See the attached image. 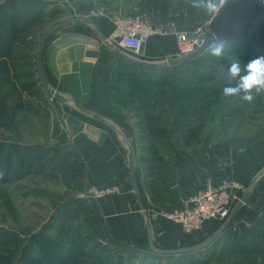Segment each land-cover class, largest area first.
Here are the masks:
<instances>
[{"label":"crops","instance_id":"1","mask_svg":"<svg viewBox=\"0 0 264 264\" xmlns=\"http://www.w3.org/2000/svg\"><path fill=\"white\" fill-rule=\"evenodd\" d=\"M104 3L113 10L110 14L118 9L111 1ZM170 4L169 0H123L119 9L146 14L154 24L171 21L190 38L196 27L213 17L187 6L173 9ZM190 14H194L193 19ZM91 20L93 25L67 24L44 49L49 87L67 102L51 104L44 93L41 100L28 98L33 112L38 107L63 123V127H52L53 134L59 131L61 142L50 149L59 154L55 170L67 185L59 194L70 190L74 203L66 206L61 216L77 217L85 230L89 228L92 236L104 244L109 240L140 253V263L143 256L153 259L146 251V223L160 249L180 250L204 244L220 227L219 222H206L201 231L190 236L166 216L187 209L188 199L207 180L215 184L230 181L242 199L264 174V142L240 145L206 138L202 106L207 97L202 94L205 85L198 86L196 92L186 87L178 94L176 84L163 86L154 76L139 73L137 67L114 54L115 20ZM175 56L174 37L166 36L151 38L133 59L162 65ZM126 68L135 73L137 80ZM208 84L220 85L215 81ZM129 149L134 152L138 191L130 177ZM48 169L42 176H49ZM91 187L113 193L100 201L77 193ZM193 255L153 260L159 264L191 259L204 264H264V176L226 232L211 247Z\"/></svg>","mask_w":264,"mask_h":264},{"label":"trees","instance_id":"2","mask_svg":"<svg viewBox=\"0 0 264 264\" xmlns=\"http://www.w3.org/2000/svg\"><path fill=\"white\" fill-rule=\"evenodd\" d=\"M55 7L41 0H4L0 3V131L14 137L20 136L19 129L27 127L28 116L33 114L28 98L32 96L41 100L44 95L38 74L37 50L48 26L64 13ZM227 41L230 47L223 54L227 59L216 60V68L208 66L205 69L206 74L209 73L207 77L204 72L192 71L190 77L178 73L202 63L210 62L211 65V60L207 58L209 53L198 60L161 70L137 68L141 73L154 76L163 86L171 88L176 84L178 94L186 87L196 92L198 86L213 81L220 83L223 89L235 87L240 77L246 74V64L264 56V27H258L252 33L239 30ZM233 62H238L241 67L240 74L235 78L228 71ZM126 71L135 76L128 68ZM48 157L41 145H22L0 137V209L4 213L13 217L16 215L14 205L3 188L20 183L31 175L43 174L52 164ZM82 231L80 228L57 231L58 239L43 234L31 241L33 248L24 250L25 241L20 236L0 228V264H86L87 261L91 264H135L133 260L141 255L119 246L111 248ZM148 258V255L143 256L139 264H144ZM151 258L160 256L152 255ZM166 264L204 263L191 259Z\"/></svg>","mask_w":264,"mask_h":264},{"label":"rangeland","instance_id":"3","mask_svg":"<svg viewBox=\"0 0 264 264\" xmlns=\"http://www.w3.org/2000/svg\"><path fill=\"white\" fill-rule=\"evenodd\" d=\"M2 1L4 0H0V3ZM41 1L49 5H55V8H59L64 12L60 18L51 22L46 31L55 27L59 23L70 22L77 18L92 19L96 17L113 18L114 20L121 18L150 19L146 14L138 15L134 12H122V10L119 9V2H122L123 0ZM106 1H111L112 5L117 6L118 9L116 8L114 10L115 12L110 14L113 10L108 9V5L104 3ZM169 3H171L170 5L173 9L188 7L190 10H196L199 13L201 11L205 14L203 8L193 6V0H182L181 2H179V0H169ZM213 15L214 14H212V16ZM193 16L194 14H190V19H193ZM167 22L171 23V21ZM258 27H264V20H259L255 22L254 25L241 29L240 31L242 33H252L254 29ZM234 33L231 34L228 39H232ZM127 55L129 56V54ZM207 58L211 60V65H209V62L198 64L192 68H184L185 71H181L178 75L184 74V76L188 75L190 77L192 76V71L189 70L204 72V74H206L205 69L208 66H213L214 68L218 66L216 60L220 58L227 59L225 55L222 57H215L210 53L207 54ZM131 65L132 64H130V66ZM208 74L209 73L206 74V77ZM132 79L137 80V76H132ZM204 85L206 88L202 90V94L207 95V97L204 98L205 101L202 103V106L204 108V116L206 119V138L213 139L214 137V139L224 142L236 141L240 145L243 142L247 145H255L258 142H264V91L257 92L256 90H253L251 94L254 99L251 102H248L242 98L245 95L243 91H240L233 96H225L223 94L224 89L220 87V85ZM43 92L48 97H46L47 101L49 98L52 99L49 94L45 91ZM55 102L57 101L54 100V103ZM36 109V112L29 114L27 127L24 129H21V127L19 129V137H14L12 134L6 133V131H0L1 139L6 141L16 142L22 145H41L49 154L48 160L52 163L51 166H48L49 169L47 168L49 176L44 177L42 174L31 175L20 183L3 188V191L6 192V196H8L14 205L16 215L13 217L10 214L4 213L3 210L0 209V228L12 231L20 236L25 241L24 250L33 248L31 241L34 238L40 237L43 234H48L49 236L58 239L59 235L57 231L68 230V228L73 231L80 228L83 230L82 232L92 235V231L89 228H87L88 230L86 231L82 221L77 217L73 218L67 215L61 216L64 208L74 203V200L71 199L72 195L71 192H69L70 190L66 192L63 191L62 194H59L63 189H66L67 185L59 179L58 172L55 170V165L58 166L59 154L58 152H54L56 150L50 149L56 145L58 146L61 142L59 131L57 134H53L52 127L55 124L58 128H60V126L63 127V123L61 119L56 117L53 118L48 113L43 112L42 109H39L38 107H36ZM232 143L234 144V142ZM52 175L57 177V180H55ZM77 193L85 194L86 191L83 190ZM93 235L97 236L96 234ZM192 235H195V233L190 236ZM106 243V245H109L111 248L117 246L116 244L109 242V240H107ZM73 250L77 251L76 248H73ZM21 254L22 253H20V255ZM127 256L125 258H127ZM140 262L137 259L133 260V263L135 264H139ZM145 263L157 264L158 261L147 259ZM86 264L91 263L87 261Z\"/></svg>","mask_w":264,"mask_h":264},{"label":"built area","instance_id":"4","mask_svg":"<svg viewBox=\"0 0 264 264\" xmlns=\"http://www.w3.org/2000/svg\"><path fill=\"white\" fill-rule=\"evenodd\" d=\"M210 21L211 19L206 20L196 27L193 37L190 38L188 33L169 22L154 24L148 18L116 19L114 45L131 58H135L151 38L173 36L176 43L175 57L185 58L191 56L203 43L202 37L208 31ZM52 99H48L49 103L54 102ZM112 193L109 189L91 187L83 197L100 201ZM239 202L238 189L230 181L223 180L215 184L207 180L203 188L188 199L187 209L167 215L166 218L178 225L184 234L191 235L201 231L206 222L225 221L232 208Z\"/></svg>","mask_w":264,"mask_h":264},{"label":"water","instance_id":"5","mask_svg":"<svg viewBox=\"0 0 264 264\" xmlns=\"http://www.w3.org/2000/svg\"><path fill=\"white\" fill-rule=\"evenodd\" d=\"M259 19H264V0H227L225 5L217 13H215L213 17L211 18L208 31L205 32V34L202 37L203 42L205 40H211L212 34H215L221 39L227 40L228 37L234 32H237L241 29H244L252 25ZM70 23L85 24V25L94 24L93 20L83 19V18L73 19L70 22L59 23L58 25L50 28L43 34L39 42V46L37 50V65H38V74H39L41 87L54 100L63 102V103L67 102L64 96L55 92L49 87V83H48L46 71H45V66H44V61H43V54H44L45 46L48 40L50 39V37L56 34L64 26ZM113 51L115 55L119 56L120 58H122L123 60H125L129 64H132L135 67L144 68V69H154V70H161V69L175 67V66H179L185 63H189V62L200 59L205 53H207L199 46V48H197V50L189 57L173 58V59L167 60L165 64L157 65V64H146V63L138 62L117 48H113ZM74 106L77 109H79L81 112L86 113V111L81 109L77 104L74 103ZM94 118L102 123H106L97 117H94ZM128 159H129V166H130L131 181L134 185L135 190L138 191L137 184H136V178H135V171H134V152L131 149L128 150ZM262 176H264V174H261L259 176L252 191L247 193L244 197H242V199H240V202L236 205V207L234 208L230 216L221 224V226L217 229V231L204 244H201L193 248H185V249H180V250L160 249L156 247V245L154 244L150 224L146 223L148 252H150L152 255L161 256V257H172V256L179 257V256L193 255V254L200 252L203 249H207L211 247L213 243L223 233L226 232L231 221L234 218V215L246 204L251 193L257 187L258 182ZM137 202H138L141 213L145 215V212L142 206L140 205L138 198H137Z\"/></svg>","mask_w":264,"mask_h":264},{"label":"clouds","instance_id":"6","mask_svg":"<svg viewBox=\"0 0 264 264\" xmlns=\"http://www.w3.org/2000/svg\"><path fill=\"white\" fill-rule=\"evenodd\" d=\"M227 2V0H193L194 7L203 8L206 15L217 13ZM200 47L207 53L215 57H222L230 44L226 39L212 34L211 40H205ZM246 74L240 77L239 84L236 87H226L223 90L225 96H233L243 91L245 95L243 100L251 102L254 97L251 94L253 90L264 91V56L250 60L245 66ZM230 75L235 78L240 74L241 67L238 62H233L229 69Z\"/></svg>","mask_w":264,"mask_h":264},{"label":"bare ground","instance_id":"7","mask_svg":"<svg viewBox=\"0 0 264 264\" xmlns=\"http://www.w3.org/2000/svg\"><path fill=\"white\" fill-rule=\"evenodd\" d=\"M176 58V57H175Z\"/></svg>","mask_w":264,"mask_h":264}]
</instances>
